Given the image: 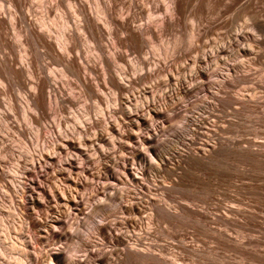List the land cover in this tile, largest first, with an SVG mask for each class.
<instances>
[{"label":"bare ground","instance_id":"bare-ground-1","mask_svg":"<svg viewBox=\"0 0 264 264\" xmlns=\"http://www.w3.org/2000/svg\"><path fill=\"white\" fill-rule=\"evenodd\" d=\"M97 1H99V3H101L102 5L97 11L102 16L101 20L104 28L100 24H98L93 17V12L88 5V0H46L43 1L42 6V21L40 22V26L42 27L41 29V27H38L34 20H32L31 18L32 5L30 4V2H28V0H0V96L5 95L8 88L13 84L16 86L17 91L19 92V98L12 96V94L9 98V103L7 106L11 114L15 116L16 114L23 111V108H26L27 110L29 109L32 111V113H28L27 115L29 116L30 121L34 124L38 123L40 119L48 118L54 115L56 110H64L61 106V104L63 103L67 105V107H64L66 109L73 110L75 108V102L73 101V99H63L62 96H60V83L55 80H52V82L50 83L49 78L43 75L41 68L37 66V49H40L41 52L38 55L50 60L55 66H59L61 68L63 76L66 78L65 82L75 86L79 90V94L81 96L86 97L89 100H93L98 106L99 115L104 118L103 125L101 126L102 121L99 119V117L95 116L97 115V113H94L95 115L91 116L90 108H88L87 106H83V108L79 110L80 113H78L77 110H73L75 111V113L73 111L72 112L74 113V116L75 114L77 116L80 114H84L86 116L85 120H82L81 122L78 121L69 125V121H67L66 119L56 118L54 119V122H50V124L45 123L44 126H40L37 130L36 135L32 137V141L26 139L27 143H34V147L32 149H27V154L32 160L31 168L33 170L37 167L43 169L42 171H40L41 176L39 175V178L31 179L28 181L27 187L24 189L26 196H24V194L22 193L20 201L14 202V205L11 203L10 206V209L14 212H17L20 209L24 212H20V214L18 213L20 215L19 220L21 221L24 228L23 231L19 235H17V238H19V240L21 241L20 246L23 252L22 258L24 259V264H38L40 263L41 259L40 256L32 253V238L28 236L29 234L25 235L23 233H28L29 229L32 228L36 231L37 235H39L38 237L43 238L44 235L49 232L46 231V233L44 231V229L48 226L53 225L58 230H62L67 226L70 228L75 225L78 226V217L73 213L74 211L76 212L78 210V208L81 206V204H83L85 200L90 199V197H93L94 194L100 196V199L97 198V201L95 199L96 202L92 203L91 207L88 205L89 210H93L95 208L94 212H100L97 207H99L104 202H108L109 208L113 209V207H116L121 215H134L139 217L138 214L140 215L142 213L143 207L141 206V204L143 203L141 202L143 201L141 200L143 199L141 198L142 196L140 197L141 199L137 197L141 195V190L148 189L155 192L159 190L164 194L165 192L166 194L167 192H169V188H166L164 185L154 184L155 189L152 187L154 189L153 190L146 188L142 183H140L139 176L141 173L139 170V172H137V170L135 169L136 162L141 163L143 167L142 169L140 168L141 170L145 169L147 166H149L150 168L154 167V171L156 170L157 173L164 172L174 178L176 177L178 180L180 174L186 171L185 167L192 168L194 166L201 167L208 165L212 161H215L216 158L220 156L223 157V154H232L235 152H239L242 155L244 154V156L248 155L250 157L261 158L264 160V150L248 147L238 148L239 145H237V143L229 140L225 141L222 140V138L220 139L218 137L215 139V141H212L210 143L203 142L200 145V148H197L195 150H189L185 145H183L182 141H185V139L178 134L176 136L170 137L171 139L165 138L167 140H163V138H161L163 142L162 145H159L162 147L161 150H158L160 147L157 146L159 147L157 148L155 145L156 141L160 140V131L165 128L164 123L166 124L167 121H171L173 118L181 117L180 111L182 109H175L176 107L174 105L176 104L172 106V100L175 99V97L178 98V96H187L188 94L195 91L197 87H199V85L203 84H198L199 82L196 81V79L202 80L206 78V73L208 72L210 67L214 65L218 66L219 62L224 61L228 57V53L223 45L222 47L218 44L217 46L209 50L208 53L204 52L202 54V57H195L197 55H194V57H192L193 60L191 71L189 74L187 73L188 75H184L179 74L180 72L177 73V69L175 71L172 70L173 68L171 69L170 65L174 66V64L172 63L176 60L173 56L172 57L174 61L172 60V63L169 58L165 57L166 54L164 55V57L161 56L162 58H160L159 55L153 57L150 52H147L145 50V44L147 42L156 41L160 37V35L166 33L170 28H173L174 25L178 24L179 19L181 17L184 18V14L186 11H188L187 9L189 7H191L192 9V11L187 12V14H190L191 12V14L188 15L189 19L190 17L191 19H197L198 16L201 17L200 14H197V12L201 10L198 9L197 11V8L203 5V2V4L201 3L200 6L199 4L197 6L196 4H194L195 2H193V0H168V4L164 6L166 13L163 16L157 18L156 24L151 26L150 24L144 23H139L136 25L134 23L135 21L133 20V16L130 14L124 15V13L121 12V15L117 17V13L119 11H122V9L126 8L127 10L131 11V9L138 3H146L148 5H151V0ZM195 1L199 3L201 0ZM228 1L229 2L227 4L225 3L226 1L224 2L225 9H228L231 5V2H234L236 0ZM255 1L257 0H254V2L251 1L252 4L256 3ZM64 2H68V6L71 9L70 14H74L77 17L76 22L78 29H80L85 38L89 42H91V44L93 45V49L96 51V58L98 64L100 65V70L102 73V80L100 83L98 82V80H96V84L92 82V80L95 79L90 78V75L96 73V68L93 64H90L87 60L84 59V51L80 48L78 35L74 32L73 29L69 27L62 33V41L60 42L59 47L53 42L51 35L47 32L48 26H46L45 20L54 15V7L61 6ZM4 3L8 4V10H4ZM206 3L207 2H205V4ZM215 3H217V1ZM261 4L263 5V3ZM119 6L120 8H118ZM255 6H253V9H255ZM153 7L154 8L152 9L155 11V13L161 12L160 7ZM244 7L242 8V10L245 9ZM246 9H248V7ZM261 9L262 8H260V10ZM204 10H206V8ZM248 11H250V9L247 10V12ZM201 12H203V9ZM206 12L208 13V9ZM259 13L260 11H258L257 15L260 17ZM65 15L67 23H71L69 14ZM196 15L198 16L195 18ZM252 16L253 19H255L254 27L256 28V30H259L260 33H264V19L263 21L262 19L258 20L259 18H254L255 15L252 14L250 15V20H252ZM201 19L202 18H200V21ZM231 20L233 21V19ZM230 22L228 24H230ZM194 23L195 22L193 21V24ZM223 24L224 23L222 22L221 25ZM255 28L253 30H255ZM9 30L16 32L20 36V42L24 46L25 58L21 63L18 62L17 54L14 51V45L9 39ZM194 31L190 33L193 37L197 34ZM238 32L239 31H236V34H233L235 37V42L239 39H243V37H241ZM243 33H241L242 36ZM198 37L200 38V36ZM235 42L233 41V43ZM246 44L245 46L240 44L242 47H238V55H240L239 53H241L242 56L244 55L245 57L251 56V59L254 60V62L256 61V59L260 60L262 56H264L262 55L263 53L261 54L258 51L253 52V47L251 48L249 46L250 42L249 44L246 42ZM192 47L190 48L191 51ZM122 48L133 51L134 53L131 52V54L134 56H136V53L139 55H143L144 57L142 56L139 59L136 58L129 60L127 58V55H129L130 52L129 54H127V52L125 54L123 53L124 51H122ZM2 50L7 51V53H4ZM193 50L195 49L193 48ZM208 58L210 62H208ZM177 59L179 60V58ZM248 61H250V59ZM133 66L137 67V72L134 71L132 74H130L129 71ZM232 68L233 67L229 66L228 77H233L236 82H249L248 75L237 74L236 72L232 71ZM24 72L28 74V77L22 79ZM160 75H162L163 77V79H160L161 81H159L158 79ZM70 78H72L73 80L71 81ZM152 78H157V81L156 83L154 81L155 84H153L152 81L151 86L156 85V87L160 89L156 88L158 89H155L156 91H142L141 89L143 88H140L142 93L139 91L132 93V90L130 92L131 86L137 84L138 81L143 82L145 80L147 81V79L150 80ZM224 82L226 85H228L231 81L226 79L224 80ZM146 88L154 89L155 87L149 86ZM105 91H109V94H111V96L113 97L110 98ZM217 101L226 102L230 105L238 104L244 108L243 101L237 100L233 97L227 96L223 99L218 97ZM17 102H20L23 108L19 104H17ZM136 102L137 104H133ZM168 112L169 114L166 115V113ZM202 112L203 114L207 115L211 114L206 112V109H203ZM8 115L9 113L7 112L0 113V118H7L6 116ZM159 118L162 119V121L160 120V123H156L155 120ZM182 120L185 122L182 124V126L183 128H185L186 126H188L189 119L182 117ZM12 123H9L8 126H10L11 129L15 130L19 136L26 138L24 136L23 130L20 129V126L17 124H14V126H12ZM63 123L68 125L66 126V129L62 131L61 126ZM193 126L194 128L199 127L197 124H193ZM95 128L97 129L94 130L91 138L87 139L84 135L85 131L87 129ZM42 129H48L50 135L41 138L40 131ZM193 132L194 131H192V133ZM6 134L8 135L9 133ZM71 134L77 135V138L75 139ZM68 136H71V138H68ZM131 142L132 145H130ZM46 144H50L52 147V151L49 152L48 155H46V158L47 160H49V162H52L51 160L58 159V164L56 166H52L53 163H43L41 160V157L44 156L42 151L45 150ZM190 145H192V143ZM178 146H181V148H179ZM144 150H147L152 156L157 158L158 163L152 165L146 158L145 154H143ZM90 151H93L92 153L94 155H90L94 157H91V161L94 165L92 169L93 179L99 176L102 177V172H105L106 174L103 178L104 182L107 180L110 181L111 179L114 180L113 178L116 174V170H122V174H124L125 178L121 177L120 179L115 180L117 181V183H113L112 185L109 184V187L106 183V185L104 184L106 187H104L102 183L101 186L100 182L102 181H97L96 179V182H94L91 186V190L89 189L90 193L82 192V186H84L85 183L84 175L85 172H87V169L84 168L83 159L87 157L90 158V156L88 155V153L92 154L90 153ZM125 151L131 154L130 158L125 157V153L122 154V152ZM21 158L22 157L20 156H13L11 158V160L15 163V166H13L14 174H18L21 169ZM41 164L47 165L41 166ZM141 165H139V167ZM49 171H52L50 176ZM188 172L186 173L188 174ZM2 173L3 171L0 169V179H2ZM185 176L186 175H184V177ZM49 178L53 180V184L51 185H47V179ZM13 185H15V181L13 179H10V181H4L3 188L6 190V192L12 193L14 190ZM119 185L121 188L118 187ZM138 194L140 195L138 196ZM164 198L165 197L162 195L157 200L149 197V201L146 202L147 210H149L148 216L146 217L147 229H149V223H152L151 220L175 222L178 221L180 217L182 218L183 215H186L188 217L191 216L195 218V220H198L202 223L205 222L206 224H209L210 221L214 222V220L210 218L207 213H204L201 210H195L181 204L176 205V207H170L165 202ZM104 206L107 207V205ZM100 208L102 209L101 206ZM144 210L146 209L144 208ZM233 214L240 215V211L230 207L226 210L225 213L223 212L222 215L220 214V216L218 215L216 217L218 221H221L222 223H224V225H226V223L229 222L228 215ZM43 216H45V218H43ZM137 217H132V219H137ZM132 219H128V217H121L120 221H123L124 224H128V227H131L132 230L143 227V222L140 225H137L139 221L137 222ZM116 223L117 222H115L114 220L111 221L105 219L103 223L97 224L95 226V231L99 235H102L103 239L108 243L107 248L96 250L92 246L85 251L84 256L76 258L72 260L71 263H69L85 264L87 263V257L90 256L92 264H184V261L177 258L176 256L167 258V249L164 246H158L157 249H150L152 247L151 245L144 246L139 238L135 236L133 239V236H130L128 231L124 233L118 230L116 228ZM125 227L127 226L125 225ZM47 229H49V227ZM209 231H212L215 235L216 244H219V242L217 243L216 239L219 241L222 240L221 242L225 245L230 243L229 240H225L227 239L224 237L225 234L223 235L221 232L215 229H210ZM59 234L60 237H64V234ZM71 237L68 236L67 238L70 239ZM81 244L82 242L79 241L78 246H81ZM242 244L235 245L241 249ZM182 247H185L184 244ZM234 248L237 249L236 247ZM198 250L199 249L197 248L196 252ZM54 255L56 254H52L53 257ZM50 260L52 261V258H50ZM214 260L215 259L208 263H205L207 262L205 260L204 264H214ZM224 260L225 259H223L222 261ZM228 261H224L225 263L223 262V264H231L230 262L228 263ZM198 262L195 263L197 264ZM218 262L219 261H217L216 264H218ZM220 263L222 264L221 261Z\"/></svg>","mask_w":264,"mask_h":264},{"label":"rangeland","instance_id":"rangeland-1","mask_svg":"<svg viewBox=\"0 0 264 264\" xmlns=\"http://www.w3.org/2000/svg\"><path fill=\"white\" fill-rule=\"evenodd\" d=\"M43 1L46 0H28V2H30V4L32 5L31 18L32 20H34L38 27H41L40 22L42 21ZM216 1L219 5H223L219 6L217 3H215ZM245 1L246 0H236L234 2H231V8L229 7L228 9H225L224 4H227L229 2L228 0H201L199 3L193 0V2H195L194 4H196L197 6L198 4L200 6L202 2L204 4L205 2H207L205 4L206 6L202 3L203 5L197 8V11L198 9L201 11L203 9V12H197V14H200L201 17L196 15L195 18L198 16L197 19H191V17L189 19L188 15H190L191 12L190 14H187V12L192 11L191 7H189L190 9H187L188 11L185 12L184 18L181 17L179 19L180 23L178 22V24L174 25L175 27L173 26V28H170L169 31L160 35V37L156 41L147 42L145 44V50L147 52H150L153 57L159 55L160 58H162L166 54L165 57L169 58L171 63L172 60L174 61V59H176L175 62L172 63L174 64V66L170 65L171 69L173 68V71L177 69V73L180 72L179 74L184 75H188L190 73L192 68V57H194V55H197L195 57H202V54L204 52L208 53L209 50H211L218 44L219 46L223 45L228 53V57L224 61L219 62L218 66L214 65L210 67V69L206 73V78L202 80L196 79V81L199 82H197L198 84H203L199 85V87H197L195 91L188 94L187 96H178L179 99L175 97V99L172 100V106L176 104L174 105L176 108H173L177 110L182 109L180 111L181 117L173 118L171 121L169 120L170 122L167 121V125L164 123L165 128L162 126L164 128L162 129V131H164H160V140L156 141V147L163 144L161 138H163V140L165 138L169 139L170 137L176 136L178 134L185 139V141H182V144L185 145L189 150H195L197 148L199 149L200 145L203 142L210 143L212 141H215L217 137L220 139L222 138V140L225 141L229 140L237 143V145H239L238 148L248 147L264 150V56H262L260 60L256 59V61L254 62V60L251 59V56L245 57L243 55V57L241 53H239L240 55H238L237 51L238 47H242L240 44L245 46L246 42L248 44L250 42L249 46L251 48L253 47V52L258 51L259 53H263L262 55H264V33H260L259 30H256V28L254 27L255 19H253V16L252 20H250V15L253 14L255 15L254 18H259L258 20L262 19L263 21L264 0L255 1L256 3L259 1L257 5L256 3L252 4L251 1L254 2V0H249V3L248 0L246 2ZM243 2H245L246 4ZM151 3V5H148L146 3H138L131 9V11L124 8L122 9V11H119L117 13V17H119L122 12L124 13V15H132L133 20L135 21L134 23L136 25L139 23H144L153 26L156 24L157 18L163 16L166 13L164 6L168 4V0H151ZM261 3H263V5ZM88 5L90 6L91 11L93 12V17L95 18L97 23L104 28L101 20L102 16L97 11L102 6L101 3H99V1L97 0H88ZM241 5L243 7L245 6V11L242 10L243 7ZM153 6L160 7L161 12L155 13V11L152 9L154 8ZM215 6L218 10L215 8ZM253 6H255V9H253ZM8 7V4L4 3V10H8ZM247 7L248 9H246ZM118 8H120V6ZM205 8L206 10H204ZM260 8L262 9L260 10ZM207 9L208 13L206 12ZM249 9L250 11L247 12V10ZM53 11L54 15L45 20L46 26H48L47 32L51 35L53 42L59 47L60 42L62 41V33L69 27L73 29L74 32L78 35L80 48L84 51V59L87 60L90 64H93L96 68V73L90 75V78L95 79L92 80L94 84L97 83L96 80H98V82L100 83L102 80V73L100 70V65L98 64L96 58V51L93 49V45L91 44V42H89L82 34L80 29H78L76 22L77 17L74 14H70L71 9L68 6V2H64L61 6L54 7ZM218 11L220 12V14ZM258 11H260L259 15L261 18L257 15ZM65 14H69L71 23H67ZM199 17L202 18L201 21ZM231 19H233V21ZM191 20L195 22V26L193 24V21ZM228 21H232L233 23L230 22V24H228ZM222 22L224 23L223 25H221ZM229 25L232 27H230ZM254 28L255 30H253ZM193 31L197 33L194 37L190 34ZM236 31H239L238 34H240L243 39H239L235 42L234 35L236 34ZM241 33H243V36ZM197 35L200 36V38ZM8 36L14 45V51L17 54L18 62L21 63L22 61H24L25 52L24 46L20 42V36L12 30H9ZM233 41L236 44L233 43ZM190 46H193L192 51L190 49ZM193 48L195 50H193ZM122 49L121 50L124 51L123 53L125 54L126 52L127 54H129V52L130 54L131 52L134 53L133 51L126 50L125 48ZM2 51L4 53H7V51ZM40 52L41 50L37 49V66L41 68L43 75L49 78L50 83L52 82V80L60 83V96H62L63 99H73V101L75 102V108L73 110H77L78 113H80L79 110H81L83 106H87L88 108H90V115L92 116L97 113V115L95 116L99 117V119L102 121V126L104 118L99 115L97 104L93 100H89L88 98L81 96L79 94V90L75 86L66 83V78L62 74L61 68L59 66H55L50 60L44 58L43 56L38 55L40 54ZM130 54L127 55V58L129 60L136 58L139 59L143 56L135 53L136 56L138 55L136 57ZM169 56L171 57V59ZM172 56L174 57V59ZM177 58H179V60ZM249 59L251 62L248 61ZM208 62H210L209 58ZM229 66L233 67L232 71L236 72L237 74L248 75L249 82H236L233 77H228ZM134 71L137 72L136 66L131 67L129 73L132 74ZM27 77L28 74L24 72L22 79H25ZM95 77L98 79H96ZM157 78H152L154 80L150 79L151 82L149 79L143 82L138 81L137 84L131 86L132 89L130 88V92L132 90V93L138 91L142 93V91L146 90L156 91L160 89L156 87V85L151 86L152 81L153 84H155ZM158 79L159 81H161L160 79H163L162 75H160ZM226 79L231 81L230 84H225L224 80ZM70 80L72 81L73 79L70 78ZM149 86L155 88H146ZM140 88H143L141 89L142 91L140 90ZM8 90L5 95L0 96V113H9V115L6 116L7 118H0V169L3 171L2 179H0V264H24V259L22 258L23 252L20 246L21 241L19 240V238H17V235H19L24 228L21 221L19 220V214L23 211L20 209L19 211L14 212L10 209V206L11 203L13 204L14 202L20 201L22 193L24 194V196H26L24 189L27 187L28 181L31 179L39 178L41 176L40 171H42L43 169L37 167L33 170L31 168L32 160L27 154V149H32L34 147V143H27L26 139L32 141V137L36 135L37 130L40 126H44L45 123L50 124V122H54V119L56 118L66 119L67 121H69L68 124L71 125L72 123L85 120L86 116L84 114H80L78 116L75 114L74 116L73 114L75 113V111H73L72 109L64 108L67 107V105L63 103L61 104V106L64 110H56L54 115L48 118L40 119L38 122L39 125L38 123L33 124L30 121L29 116L27 115L28 113H32V111L23 108L20 102H17V104H19L24 109L23 111L13 116L8 110L7 105L9 103L11 94L16 98H19V92L17 91V88L14 84L10 86ZM105 92L110 98L113 97L111 96V94H109V91ZM227 96L233 97L237 100H242L244 103V108L238 104L230 105L226 102L217 101L218 97L223 99ZM133 104H137V102ZM94 106H97V110ZM203 109H206V112L211 114H203ZM167 114H169V112L166 113V115ZM211 116H213L214 118ZM182 117L188 118L190 122H188V126H186L185 128H183L182 126V124L185 123L182 120ZM160 120L162 121V119L160 118L156 119L155 122L160 123ZM9 123H12V126H14V124L19 125L20 129L23 130L24 136L26 138L19 136L15 130L11 129V127L8 126ZM68 124L63 123L61 126V130L63 131L64 129H66V126ZM193 124H197L199 127L194 128ZM96 129L97 128L87 129L84 133L85 137L87 139H90L91 135ZM192 131L194 132L192 133ZM6 133L9 134L7 135ZM40 134L41 138H44L49 136L50 132L48 129H42L40 131ZM71 135L75 139L77 138V135ZM68 138H71V136H68ZM190 142L192 143V145H190ZM130 145H132V142L130 143ZM159 147H157L159 148L158 150H161L162 147ZM178 147L181 148V146ZM51 151V145L46 144L45 150L42 151L44 156L41 157V160L43 163H53L52 166H56L58 164V159H54L51 160L52 162H49V160H47L46 158V155H48ZM92 152L93 151H90V153ZM123 153H125V157H131V154L129 152L125 151L122 152V154ZM12 154L16 157H22L21 169L18 174L13 173V166H15V163L11 160V158L13 157ZM143 154H145L146 158L152 165L158 163L157 158L152 156L147 150H144ZM232 154H223V157L220 156L216 158L215 161H212L210 164L205 166H194L192 168L185 167L186 171L182 173L183 176L182 174H180V176L178 177V180L180 179L179 181L176 177L174 178L167 173H157L156 170L154 171V167L150 168L149 166H147L145 169L141 170L143 168L141 163L136 162L135 169L137 170V172L140 171L141 173L139 176V182L142 183L146 188L153 189L154 184L164 185L166 188H169V192H167V194L166 192L164 194L159 190H157L156 192L148 189L141 190V195L138 194V196H140L137 197L139 199H143L141 200L143 201L141 202L143 203L141 204V206L143 207L142 213L140 215L138 214L139 217L134 215H121L116 207H113V209L109 208L108 202H104L100 205L102 209L100 208V206L97 207L100 212H94L95 208L93 210H89L88 205L91 207L92 203H95L97 201V198L100 199V196L94 194L93 197L91 196L90 199L85 200L76 212L74 211L73 214L77 215L78 217V226L75 225L72 228L67 226L62 229L63 231L58 230L53 225V227L48 226L49 229H47V227L44 229V231L49 232H46L47 234H45L43 238L38 237L39 235H37L36 231L32 228L29 229L28 233L24 232L23 234H29L28 236L32 238V253L40 256L41 259L40 263L38 264H70L72 260L84 256L85 251L92 246L96 250L107 248L108 243L103 239L102 235H99L95 231V226L97 224L103 223L105 219L111 221L114 220L115 222H117L116 228L118 230L124 233L128 231L130 236H133V239L136 236L141 240L144 246L151 245L152 247L150 249H157L158 246H164L167 249V258L176 256L177 258L182 259L184 261V264H191L198 261L200 262H198L197 264H204L205 260L207 261L205 263H208L213 261V259H215L214 264H216L217 261H219L218 264H221L220 261L223 264L224 261L227 262L228 260V263L230 262L231 264L233 262L236 264H264V261H262L264 260V160L261 158L250 157L248 155L244 156V154L242 155L239 152H235ZM238 154L242 156H239ZM88 155H93V153H88ZM93 156L83 159L84 168L87 169V172H85L84 175L85 183L84 186H82V192L90 193L89 189L91 190V186L94 182H96V179L97 181H102L100 182V185L102 183V185L106 187L105 185L107 184V186L109 187V184L112 185L113 183H117V181L115 180H118L121 177L125 178L124 174H122V170H116V174L113 178L114 180L111 179L110 181L107 180L104 182L103 178L106 174L105 172H102V177L99 176L93 179L92 169L94 165L91 161V157L94 158ZM47 164H41V166H46ZM139 165L141 166L139 167ZM202 167L205 169H203ZM186 172H188V174ZM51 173L52 171H49V176ZM184 175L186 176L184 177ZM10 179H13L15 181V185H13L14 190L12 193L6 192V190L3 188L4 181H10ZM47 181V185L53 184L52 179L49 178L47 179ZM118 187L121 188L120 185ZM143 195L145 198L143 197ZM161 195L165 197V202L170 207H176V205L181 204L195 210H201L202 212L207 213V215H209V217L212 218L214 222L210 221V225V223H202L198 220H195V218L191 216L188 217L186 215H183L182 218L180 217L179 220L175 222H162L160 220H157V222L156 220H151L152 223H149L150 226L148 225L149 229H147L146 217L148 216L149 210H147L146 202L149 201V197L157 200L161 197ZM104 205H107V207ZM230 207L240 211V215H228L229 222L226 223V226L221 221H218L216 216H220V214L222 215L223 212L225 213L226 210ZM144 208L146 210H144ZM108 209H110L111 211ZM121 217H128V219L137 217V219L133 218L132 220L137 222L139 221L137 225H140L143 222V227L132 230L131 227H128V224H124L123 221H120ZM43 218H45V216H43ZM218 222H220L221 224ZM125 225L127 227H125ZM210 229H215L221 232L223 235L225 234L224 237L227 238L225 240H229L230 243L225 245L221 242L222 240L219 241L216 239L217 243L219 242V244H216L215 235L212 231H209ZM59 233L64 234V237H60ZM68 236L72 237L69 239L67 238ZM79 241L82 242L81 246H78ZM183 244L185 247H182ZM235 244H242L241 249L238 248ZM234 247H236L237 249H235ZM197 248L199 249V253L198 251L196 252ZM51 253L56 255H54L53 257ZM50 258H52V261L50 260ZM216 258L225 260H217ZM86 260L87 263L85 264H92L90 256L87 257Z\"/></svg>","mask_w":264,"mask_h":264}]
</instances>
